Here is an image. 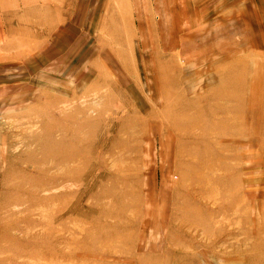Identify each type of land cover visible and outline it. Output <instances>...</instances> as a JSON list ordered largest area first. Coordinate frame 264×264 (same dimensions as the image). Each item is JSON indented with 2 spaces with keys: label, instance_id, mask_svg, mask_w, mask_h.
Returning <instances> with one entry per match:
<instances>
[{
  "label": "rangeland",
  "instance_id": "obj_1",
  "mask_svg": "<svg viewBox=\"0 0 264 264\" xmlns=\"http://www.w3.org/2000/svg\"><path fill=\"white\" fill-rule=\"evenodd\" d=\"M0 264H264V0H0Z\"/></svg>",
  "mask_w": 264,
  "mask_h": 264
}]
</instances>
